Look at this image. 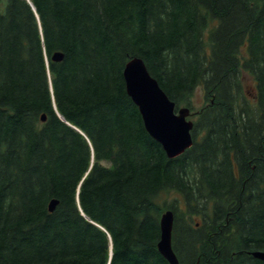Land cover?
<instances>
[{
    "label": "trees",
    "instance_id": "trees-1",
    "mask_svg": "<svg viewBox=\"0 0 264 264\" xmlns=\"http://www.w3.org/2000/svg\"><path fill=\"white\" fill-rule=\"evenodd\" d=\"M135 58L176 108L203 90L177 158L127 93ZM166 209L180 264H264V0H0V264H170Z\"/></svg>",
    "mask_w": 264,
    "mask_h": 264
},
{
    "label": "water",
    "instance_id": "water-1",
    "mask_svg": "<svg viewBox=\"0 0 264 264\" xmlns=\"http://www.w3.org/2000/svg\"><path fill=\"white\" fill-rule=\"evenodd\" d=\"M62 59L61 53L53 56L55 62ZM124 80L127 93L138 107L146 130L163 147L167 157L174 159L189 150L194 144L192 136L194 122L189 120L190 109H177L176 104L169 99L158 81L150 75L143 60L139 58L132 59L126 64ZM41 120L45 122L46 116L43 115ZM62 120L65 122L63 118ZM57 204V201L50 203L51 213L55 211ZM173 225L174 214L171 210L166 211L161 216L158 249L170 264H180L172 246ZM252 256L264 262V251H255Z\"/></svg>",
    "mask_w": 264,
    "mask_h": 264
},
{
    "label": "rangeland",
    "instance_id": "rangeland-1",
    "mask_svg": "<svg viewBox=\"0 0 264 264\" xmlns=\"http://www.w3.org/2000/svg\"><path fill=\"white\" fill-rule=\"evenodd\" d=\"M5 3H6V0H3V6L5 5ZM242 83H243V91L246 94V96L249 99L254 100V98H255V81H254L253 77L247 73H243ZM207 104H208V102L204 97L203 90L201 87H199V88H197V90L195 91V93L192 97L191 108H189V106L186 104L180 105L179 108H189L190 112H191L189 120L195 122L198 118V114ZM174 198H181V197H179V195L176 193L165 194L163 196V198L161 199V204L163 202H165L164 205H168L169 202L172 201V199H174ZM166 211H169V210L166 209L162 214H164ZM196 220H198V219H196Z\"/></svg>",
    "mask_w": 264,
    "mask_h": 264
}]
</instances>
